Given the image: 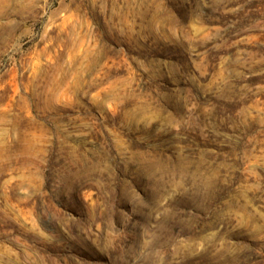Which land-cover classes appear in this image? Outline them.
I'll return each instance as SVG.
<instances>
[{"label":"rangeland","instance_id":"rangeland-1","mask_svg":"<svg viewBox=\"0 0 264 264\" xmlns=\"http://www.w3.org/2000/svg\"><path fill=\"white\" fill-rule=\"evenodd\" d=\"M0 264H264V0H0Z\"/></svg>","mask_w":264,"mask_h":264}]
</instances>
